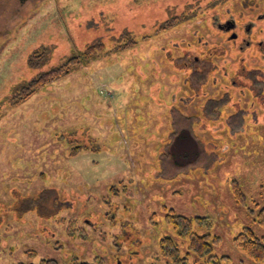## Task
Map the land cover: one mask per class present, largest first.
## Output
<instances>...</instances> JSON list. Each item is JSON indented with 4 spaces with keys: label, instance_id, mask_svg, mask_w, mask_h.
Segmentation results:
<instances>
[{
    "label": "rangeland",
    "instance_id": "rangeland-1",
    "mask_svg": "<svg viewBox=\"0 0 264 264\" xmlns=\"http://www.w3.org/2000/svg\"><path fill=\"white\" fill-rule=\"evenodd\" d=\"M263 33L264 0H0V264H165L168 209L208 217L223 264H257L234 237L264 241ZM183 118L202 147L175 145L195 160L176 167Z\"/></svg>",
    "mask_w": 264,
    "mask_h": 264
},
{
    "label": "trees",
    "instance_id": "trees-1",
    "mask_svg": "<svg viewBox=\"0 0 264 264\" xmlns=\"http://www.w3.org/2000/svg\"><path fill=\"white\" fill-rule=\"evenodd\" d=\"M133 43L135 42L133 41ZM99 45H101L100 48H103L104 42L100 41L99 43L88 45L85 50L70 57L65 63L37 76L30 84L21 88L20 102L29 98L35 91L48 83L69 74L82 60H87L89 62L100 57L102 53L99 55L100 50L97 49ZM128 46L129 45H126V47ZM180 121L186 126V119ZM178 130L171 141L166 156H168L171 165L180 167L184 165L183 163H187L189 166L195 160L193 161L190 159V162L182 161V163H180L178 161L179 158L186 152L182 153L179 150L177 151V148H174V146L187 145L188 143L194 144L193 147H195V149H199L202 146L200 140H197L198 138L193 132L194 130L190 128V125L189 127L186 126ZM233 189L237 201L243 202L245 197L240 188L234 184ZM167 211V221L172 223L174 228L178 230L177 238H179L180 241H177V238L170 235H166L161 239V254L166 259L165 264H223V260L228 259L226 256L220 257L213 253L214 244L219 243L221 237L217 235L213 236L208 232L200 234L194 229L195 223L199 226L202 225L209 228L212 222L208 217L190 218L181 214H175L174 209H168ZM256 221L264 226V206L258 211ZM234 243L246 252L255 263L264 264V241L257 237L250 227H243V230L234 237ZM41 264H59V262L56 259H46L43 260ZM74 264H100V261L96 260L93 263L76 261Z\"/></svg>",
    "mask_w": 264,
    "mask_h": 264
},
{
    "label": "flooded vegetation",
    "instance_id": "flooded-vegetation-1",
    "mask_svg": "<svg viewBox=\"0 0 264 264\" xmlns=\"http://www.w3.org/2000/svg\"><path fill=\"white\" fill-rule=\"evenodd\" d=\"M218 27L220 29L226 31V32H229L231 35H232V33L236 32V30L238 29V26H237V24L235 23L234 20H227V21L221 22V23L218 24ZM243 27H244L243 30L246 32L247 35H250L252 33V31H251L252 27H253L252 25L246 24ZM234 39L235 40L237 39L236 36H234ZM256 40H258V39H256ZM251 41H252V39H251ZM245 42L249 43V39H245Z\"/></svg>",
    "mask_w": 264,
    "mask_h": 264
}]
</instances>
